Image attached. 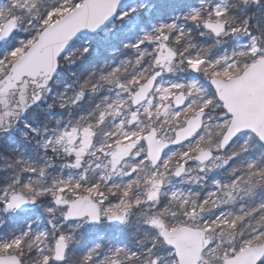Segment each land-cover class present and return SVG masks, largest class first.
<instances>
[{
  "label": "snow or ice",
  "instance_id": "1",
  "mask_svg": "<svg viewBox=\"0 0 264 264\" xmlns=\"http://www.w3.org/2000/svg\"><path fill=\"white\" fill-rule=\"evenodd\" d=\"M0 264H264V0H0Z\"/></svg>",
  "mask_w": 264,
  "mask_h": 264
}]
</instances>
